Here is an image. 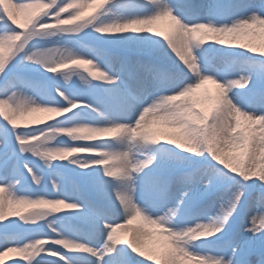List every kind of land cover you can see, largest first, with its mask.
Returning <instances> with one entry per match:
<instances>
[{"label":"clouds","instance_id":"1","mask_svg":"<svg viewBox=\"0 0 264 264\" xmlns=\"http://www.w3.org/2000/svg\"><path fill=\"white\" fill-rule=\"evenodd\" d=\"M50 2L53 11L23 28L9 17L19 29L9 34L11 50L18 49L8 65L7 74L15 81L9 94L22 95L27 103L19 114L0 112L8 125L24 129L14 134L6 154L7 173L0 172V188L14 194L12 204L0 203V217H18L26 235L16 245L0 248V264L14 261L6 260L13 252L24 264H98L95 254L75 255L94 249L119 254L123 264H155L143 227L123 238L115 231H127L134 216L155 225L171 245L161 264H182L177 256L235 264V245L220 251L216 243L229 238L230 217L245 198L256 191V198L264 200V0H138L144 10L119 24L77 20L76 9L64 11L71 0ZM9 8V0H0V9L7 14ZM217 8L223 11L218 14ZM8 30V23L0 24V34ZM88 32L120 47L91 44L77 50L75 55L88 65L83 70L80 63L70 67L69 57L54 56L60 47L75 48ZM110 32L120 35H102ZM4 64L0 54V70ZM24 81H37L41 88ZM88 89L118 91L128 101L127 109L103 121L80 94ZM197 90L209 106L206 114L190 103ZM146 114L158 116L156 131L145 129ZM17 115L35 123L13 125ZM240 118L261 129V135L237 171L239 164L229 151L242 140ZM123 127L136 132L139 152L119 174L101 166L103 158L75 155L97 150L85 143L94 134ZM54 130L68 133L76 145L46 143ZM8 142L3 139L0 148ZM93 178L105 186L106 214L95 220L96 229L104 232L98 243L87 239L85 220L96 196ZM253 181L257 186L250 189ZM220 190L226 191L224 202L217 199L210 211L202 210ZM240 227L255 243H264V224L249 217ZM192 264L206 262L193 259Z\"/></svg>","mask_w":264,"mask_h":264},{"label":"rangeland","instance_id":"2","mask_svg":"<svg viewBox=\"0 0 264 264\" xmlns=\"http://www.w3.org/2000/svg\"><path fill=\"white\" fill-rule=\"evenodd\" d=\"M30 2L34 3L32 4L31 8L27 7V5L23 6L22 8L15 11L14 15L10 16L14 20L15 23L19 24L21 28L25 27L26 24L30 23L32 20L39 18L40 16L44 15L48 12V10L53 6L50 0H30ZM138 0H71V3L66 6L64 11H70L71 9H76V12L74 14L75 18L78 19H88V20H95L100 19L104 23H111V24H119L121 23V18L124 13H132L135 9L131 8L130 6H138L137 5ZM111 5L112 7H108ZM98 6V7H97ZM127 6V7H125ZM125 7V8H124ZM128 8V9H127ZM62 15V14H61ZM104 17L109 18L107 21H104ZM71 19V18H70ZM59 35H76V33H62ZM104 36H116L120 35L117 33H104L102 34ZM52 37H41V39H51ZM80 42L75 44V48L71 46H64L58 48V50L54 53V56H56L58 59L61 57H69L71 60L70 67L72 64H74L72 61L79 60L77 55H75L77 50H82V48H89L91 44L97 45L99 49H114L117 47H120V44L116 41L112 40H97L96 37L91 33H85L83 36L79 37ZM11 53V41L10 38L5 40L3 38H0V54H3L4 62H6L7 58L9 57ZM83 61V60H81ZM82 68L79 70H83V68H87V63L81 64ZM61 71H64L68 76L69 79H75V76L73 73L69 72L68 69H61ZM95 73V70H93ZM103 92L100 89H88L83 90L80 92L82 97L88 101L95 102L96 98L101 95ZM190 103L193 108L198 109L202 113H207L208 110V104L204 102L202 95L200 94V91L197 90L192 94V96L189 98ZM19 100V107L13 108L10 105L4 104L0 102V112L4 114H8L11 112H17L19 114V111L24 108V106L27 103V98L20 95L18 96ZM112 116H119L120 113H110ZM148 117L147 120L156 117L158 120V116L155 115H149L146 114ZM102 119V118H101ZM111 118L102 119L103 121H109ZM13 121L16 122V124L20 125L21 127L24 126H32L35 121L31 117H26L25 119H20L19 115H17V118ZM114 127V126H113ZM145 129L156 131L158 128H154L151 126H148V124H145ZM237 128L240 130L242 134V140L239 144L232 147L229 151L230 156H234L235 160L234 163H238L239 167L237 168V171H240V169L243 167L244 161L247 159L249 152L253 149L255 146V141L259 139L261 135V129L257 128L252 122H249L243 118L239 119V122L237 124ZM55 135L53 139L46 141L48 144H56L59 142L60 144H63L65 141H68L70 144L76 145V141L69 140L68 133L63 131L54 130ZM125 136L130 137V146L126 149L125 152V163H128L129 156L138 154L139 152V145L137 144V134L136 132L131 128H126L125 130ZM3 139H7L8 141L11 139L10 134L6 132L3 129H0V143H3ZM115 135L114 133H97L93 135V138L86 141L85 143L89 147H94L95 151H89V152H83V153H75V155L78 156H95L98 158H103L105 164L101 166H107L109 167L114 173L119 174L120 170L122 169V166L118 165L114 158H111L109 156L111 148L114 147L115 142ZM91 167H97V166H91ZM66 174L68 176L73 175L71 170H65ZM2 189V188H1ZM2 193L4 194L2 199L0 198V203L5 204H12L14 202V194L5 191L2 189ZM259 195L258 192L253 191L252 196L257 197ZM216 197H214L211 200L205 201L202 205V210L204 211H210L214 206V201ZM9 216H12L10 213H5L4 216L0 217V220H3ZM241 222L242 218L238 217L233 225V229H240L241 230ZM23 223L26 224H32V223H39V221H33V220H24ZM133 219L131 218L128 221V230L127 231H119L120 236L126 237L129 232L134 229L133 225ZM146 230L148 233V239L150 242H152L153 245V259L155 261V264H161L162 261H165L164 257V249L165 246H170L166 242V238L162 237L158 233V229L155 225L148 224L145 222ZM23 230V229H21ZM70 231H75V228H70ZM119 230V229H118ZM127 233V234H126ZM126 234V235H124ZM97 243L99 242L96 241ZM164 248V249H163ZM19 259L21 258L18 253L14 252L13 255H9L6 257L7 259ZM176 259L182 264H192L193 259H201L206 262V264H213L212 261L208 260L206 257H185V256H177Z\"/></svg>","mask_w":264,"mask_h":264},{"label":"snow or ice","instance_id":"3","mask_svg":"<svg viewBox=\"0 0 264 264\" xmlns=\"http://www.w3.org/2000/svg\"><path fill=\"white\" fill-rule=\"evenodd\" d=\"M10 8L7 10L0 9V24L8 23L9 30L0 34V38L5 40L9 39L10 32L12 30L19 31L14 25L10 24L9 17L14 15L15 11L22 8L23 6L30 3V0H9ZM54 9H49L48 11H53ZM218 14L223 11L221 8L215 10ZM48 19V17H44ZM16 49L14 46L11 50L9 57L7 58L4 67L0 70V102L10 105L13 108L19 107L18 95L15 92L9 94L10 90L15 87L14 79L9 76L8 65L11 62L12 57L15 56ZM73 63L83 64L85 61L74 60ZM95 74V73H94ZM26 86L33 89H40L41 85L37 81H24ZM91 103L94 108L98 109V115L102 119H107L111 117L110 113H122L127 109L128 101L123 97L118 91L113 89H106L101 95H99L95 102L87 101ZM121 123L124 121L121 120ZM13 125L16 124L15 121L12 122ZM11 128V131L9 129ZM0 129L5 130L10 134L11 139L7 144L0 148V172L7 173L8 171V162H7V153L13 147L12 139L14 134L19 135L24 129L12 127L8 125L7 121H4L3 118H0ZM131 160V156L128 157ZM98 166V165H97ZM93 191L96 196L95 199L90 201L87 206V212L85 215V220L87 221V239L90 242L101 241L104 239V232L99 231L95 227V220L98 217L104 216L106 214V209L104 205V193L105 186L95 180L94 178L90 180ZM257 186V183L253 181L250 184V189H254ZM226 196L225 190H220L217 193V197L214 201V206H216V200L220 199L222 202L223 198ZM240 217L243 220H247L249 217L253 223L264 224V200L257 199L256 197L250 196L245 198L240 205H238V211L230 217L229 220V238L221 237L216 243V248L220 251H231L232 246L235 245V264H258L261 259H264V243H255L254 238L250 237V234L240 230L233 229V225L237 218ZM18 217L9 216L3 220H0V248L4 246H14L20 240H22L26 232L21 230L17 224ZM63 255V253H61ZM95 254L98 264H123V259L119 254L109 255L104 252L102 249L96 250L93 252H87L82 254L75 255H93ZM44 255V254H42ZM211 259V257H208ZM65 260L67 257L65 256ZM9 264H24L23 261L14 260L9 262ZM60 264H64V261H61Z\"/></svg>","mask_w":264,"mask_h":264},{"label":"bare ground","instance_id":"4","mask_svg":"<svg viewBox=\"0 0 264 264\" xmlns=\"http://www.w3.org/2000/svg\"><path fill=\"white\" fill-rule=\"evenodd\" d=\"M29 5H27V7L31 8L32 2L28 3ZM138 6H130L131 8H134L135 10L133 12H140V11H143L144 8H143V5L140 4L139 2L137 3ZM127 7V6H125ZM124 7V8H125ZM128 9V8H127ZM130 13H124L122 15V18H121V22L123 20V18L128 15ZM146 120L148 119V117L146 116L145 117ZM147 124L148 126H151V127H154V128H159V120L154 117V118H151L149 120H147ZM115 127V126H114ZM126 128L128 127H123V128H116L114 131H111V133H114L115 135V142L114 143V147L111 148V151H110V154L109 156L111 158H114L115 161L117 162L118 165L122 166V165H125L126 161H125V152H126V149L129 148L130 146V137L127 135L125 136V130ZM110 133V132H109ZM231 152V151H230ZM2 189L0 188V198L2 199L3 197V193H2ZM133 223L131 225H133V227H143L144 230H146V226H145V221L140 217V216H134L133 218ZM115 231H117L118 235L120 236V230L116 229ZM120 231V232H119ZM147 232V231H146ZM127 234V233H126ZM124 234V235H126ZM122 237V236H121ZM145 243H146V246L151 250L153 251V245H152V242H150V240L148 239V236L145 238ZM164 249V248H163ZM170 249L171 247L170 246H165V249H164V257H165V260H167L169 258V255H170ZM14 253V252H13ZM12 254H9V255H13Z\"/></svg>","mask_w":264,"mask_h":264}]
</instances>
